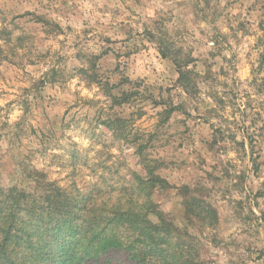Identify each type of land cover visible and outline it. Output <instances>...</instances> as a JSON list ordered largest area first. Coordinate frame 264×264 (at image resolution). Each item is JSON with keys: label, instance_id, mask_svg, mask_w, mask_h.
Wrapping results in <instances>:
<instances>
[{"label": "clouds", "instance_id": "1", "mask_svg": "<svg viewBox=\"0 0 264 264\" xmlns=\"http://www.w3.org/2000/svg\"><path fill=\"white\" fill-rule=\"evenodd\" d=\"M53 188L166 229L145 264H264V0H0V209Z\"/></svg>", "mask_w": 264, "mask_h": 264}, {"label": "trees", "instance_id": "2", "mask_svg": "<svg viewBox=\"0 0 264 264\" xmlns=\"http://www.w3.org/2000/svg\"><path fill=\"white\" fill-rule=\"evenodd\" d=\"M88 198L76 199L53 188L41 197V203L23 209L27 219L19 215L18 206L7 216L0 209L7 223L6 228L0 227V264H84L111 249L125 251L133 264H145L143 259H137L134 248L156 257L161 255L163 250L157 244L167 238L166 229L155 225L136 227L135 219L126 215L90 219L85 215ZM117 225L135 227L137 241L129 245L118 242L113 235ZM10 245L14 247L10 249Z\"/></svg>", "mask_w": 264, "mask_h": 264}, {"label": "rangeland", "instance_id": "3", "mask_svg": "<svg viewBox=\"0 0 264 264\" xmlns=\"http://www.w3.org/2000/svg\"><path fill=\"white\" fill-rule=\"evenodd\" d=\"M63 147V146H61ZM65 151L74 157V159H79L75 151V146L72 145L66 148ZM90 196V194L88 195ZM76 199H81L83 196H74ZM84 264H133L125 251H118L115 249L109 250L107 253H103L97 258H90L85 261Z\"/></svg>", "mask_w": 264, "mask_h": 264}]
</instances>
